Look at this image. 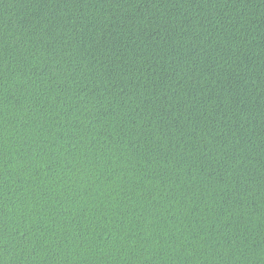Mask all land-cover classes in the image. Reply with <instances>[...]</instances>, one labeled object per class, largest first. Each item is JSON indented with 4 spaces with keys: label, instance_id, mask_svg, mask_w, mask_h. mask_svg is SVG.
<instances>
[{
    "label": "trees",
    "instance_id": "16d2710c",
    "mask_svg": "<svg viewBox=\"0 0 264 264\" xmlns=\"http://www.w3.org/2000/svg\"><path fill=\"white\" fill-rule=\"evenodd\" d=\"M10 229L16 264H264V0H0Z\"/></svg>",
    "mask_w": 264,
    "mask_h": 264
},
{
    "label": "clouds",
    "instance_id": "9594fccd",
    "mask_svg": "<svg viewBox=\"0 0 264 264\" xmlns=\"http://www.w3.org/2000/svg\"><path fill=\"white\" fill-rule=\"evenodd\" d=\"M6 43L9 49H14L16 52L20 51V49L17 47L18 41H11ZM12 58L15 59V56H13ZM65 63H61L60 61H57V64H59L60 67L56 69V72H54L53 75L56 74L63 75L64 73L71 75L72 72H76L77 77H79L80 75H83L86 72L92 70L87 66L88 62H85L84 66L80 67L78 70L74 66V64L70 65L69 67H65ZM14 67L15 65H13V68ZM242 70L243 69L240 68L235 69V71L237 72ZM4 75H5V80L7 81V87L13 89L14 92L19 91V86L21 85L25 87V90L31 87V85L28 84V81L33 80V76L28 75L26 72H13L12 69H8V71H6ZM253 83H255V81H253ZM242 91H246V93H251L253 92V89L251 87H247V85H244L242 87ZM28 94L31 95L30 92ZM5 131H6L5 141L7 143L12 144L19 142V137L13 136L12 132L7 131V127ZM237 165H239V161H236V164L233 165V167H236ZM5 171H7V169H5ZM5 180L9 182L5 186L6 190H10V185L14 183V180L10 176H5ZM6 199H10V198L6 197ZM20 210L21 209L19 207H14L10 209V211H14L16 213H18ZM12 231H14V229H10L5 239L2 242H0L4 245V247L0 248V264H16V261L21 259L19 254V249L17 247V244L19 243V237L12 235L11 234ZM151 235H152L151 232L145 231L143 235L139 237V240L141 241L148 240L151 237ZM181 243L184 245H195L196 242L190 240L188 236H185ZM243 243H244L243 239L240 236H236L235 239L232 240V244L230 248H224L223 245H221V248L217 249V253H220L221 250H223V255L220 258L224 259L228 256L230 251L234 250L233 255H235V253H240V255H235V258L239 260L243 255V247H242ZM193 250L195 249L193 248ZM177 251H179V248L177 249ZM185 251L189 255H191V251H189L187 248H185Z\"/></svg>",
    "mask_w": 264,
    "mask_h": 264
}]
</instances>
